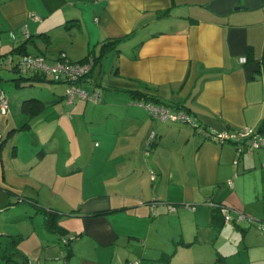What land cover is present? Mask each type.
<instances>
[{"label": "crops", "instance_id": "1", "mask_svg": "<svg viewBox=\"0 0 264 264\" xmlns=\"http://www.w3.org/2000/svg\"><path fill=\"white\" fill-rule=\"evenodd\" d=\"M118 38L79 84L106 93L90 118L101 144L87 148V163L74 160L77 150L54 145L78 135L76 118L88 124L92 104L70 102L65 83L18 82L23 55L12 52L27 43L50 64L62 54L82 62ZM263 55L264 0H0V93L9 101L6 115L0 105V190L24 195L0 255L19 236L23 264H264V149L237 162L234 144L199 130L264 135ZM144 96L187 112L197 128L155 121ZM31 99L45 104L35 117L22 111ZM75 177L79 195L55 189L73 188ZM187 204L192 211H170ZM44 211L56 216L54 230Z\"/></svg>", "mask_w": 264, "mask_h": 264}, {"label": "built area", "instance_id": "2", "mask_svg": "<svg viewBox=\"0 0 264 264\" xmlns=\"http://www.w3.org/2000/svg\"><path fill=\"white\" fill-rule=\"evenodd\" d=\"M35 20L38 19L36 15L32 16ZM16 68L21 74H33L35 76H44L48 78L50 75L54 76V80L57 82H65L69 84V89L67 91V98L70 102H73L76 98L83 99L85 101H90L96 104H100L103 99L102 93L98 92H85L79 86V82L87 79L94 68V63H75L69 60L66 54H62L61 58L54 64H50L43 57L26 55L23 56L18 63ZM140 104L146 107L155 121H160L164 123H174V124H186L197 128V122L192 118L187 112L183 110L173 111L167 106L159 105L155 103H144ZM0 105L1 110L4 115L9 112V101L4 92L0 93ZM201 133L205 134L208 139L225 145L227 143H232L235 145L239 161L240 157L251 152L264 149V135L256 132L252 129H245L240 132L235 133H210L203 129H199ZM157 136L155 133H151L145 142L144 154H150V150L155 143ZM233 187V183H229ZM211 207H218L225 219L227 224L233 221L230 214V209L226 206H217L215 204H210ZM190 209L193 208L189 206ZM177 209L173 206L170 207L171 212H175ZM156 215V213H154ZM240 218H245V215L239 214ZM68 240H64L67 243ZM139 264V262L132 263Z\"/></svg>", "mask_w": 264, "mask_h": 264}, {"label": "rangeland", "instance_id": "3", "mask_svg": "<svg viewBox=\"0 0 264 264\" xmlns=\"http://www.w3.org/2000/svg\"><path fill=\"white\" fill-rule=\"evenodd\" d=\"M50 80H54V76L53 75H50L45 81L41 82V84L43 85V88L44 89H48L50 87H61L62 85L64 84H60V83H54V82H51ZM67 85H69L68 83H65ZM95 85V84H93ZM59 89V88H58ZM81 89L85 92H87L86 89L82 88ZM96 92L98 93H106L104 89H102V87H98ZM92 93V91H91ZM118 95L120 94L119 92H117ZM106 97V96H105ZM87 102H90V101H87ZM90 109L88 110V113H87V122L88 124H86V119L85 120H82L80 118V116H78L76 118V122L77 124L79 125V128L80 130L78 131V135H75V138L73 139H70L69 140V144H68V138L67 139H63V137H58L57 138V144L54 145V147L58 148L60 150V153L61 152H66L67 150H77V153L78 155L74 156L75 154H72L71 157H74V160L77 158V156L81 155L83 156V160L85 161V163H87V151L88 152H91L92 150H87V148H91V146H95L96 142H98L99 144H101V134H102V130L99 129V125L95 124V123H92L90 122V118H91V115L93 113V109L96 108L97 106H102V104H96V103H93V102H90ZM96 104V105H95ZM104 105V104H103ZM52 108H55V107H52ZM56 109H52V111H48L46 114L47 115H50L52 114ZM147 112H149L147 110ZM55 113V112H54ZM80 111H77L76 114H79ZM19 116H22L21 114H19ZM45 115L43 116H38L39 119L42 121L45 117ZM105 130V129H104ZM104 132V131H103ZM92 135V136H91ZM92 140V143H90V141ZM229 145H231L230 143H227ZM152 151V150H150ZM143 153H144V150H143ZM85 155V157H84ZM145 155V154H144ZM150 154L144 156L145 158L149 157ZM112 158H104L102 160L103 163H105L106 161L110 160ZM117 159H114L112 160L110 163L111 164H114L116 163ZM109 163V164H110ZM95 164V163H94ZM78 173H81V172H78ZM76 173V174H78ZM152 178H154V175H152ZM74 183H73V188L72 187H66L64 186L62 183L58 182L59 184L56 186V190L57 191H62L64 189H67L71 192L72 195H79V192H80V188H78V181L81 180V177L79 178L78 181H76V177L75 178H72ZM24 193L25 192H30L29 188L27 186H25L24 188ZM12 193L10 191H7V190H0V235H5L7 234L8 230H6V223L7 221L9 220V218L12 216V215H16V213L18 214L21 213L20 210H17L16 207L19 205L20 203V196H24L22 193H19V192H16L15 190L11 189ZM190 204H187L185 206H173L175 207L177 210L175 212L178 211L179 208L181 209H186V210H193V208L190 209L189 207ZM171 207V206H169ZM17 208H22V207H17ZM24 208V207H23ZM22 208V209H23ZM9 209V210H8ZM5 210V211H4ZM10 226L9 227H19V228H22V226L24 225H16V226H13L11 224H9Z\"/></svg>", "mask_w": 264, "mask_h": 264}, {"label": "trees", "instance_id": "4", "mask_svg": "<svg viewBox=\"0 0 264 264\" xmlns=\"http://www.w3.org/2000/svg\"><path fill=\"white\" fill-rule=\"evenodd\" d=\"M71 26H67V28H69ZM123 41V38H118V39H111V40H107L103 45H102V49L100 51V56L98 58H96L94 55H90L88 56L84 61L82 62H75V63H88V62H93L94 63V67L100 62V60L107 54L109 53L110 51L114 50V49H117L118 45ZM13 55H23V56H26V55H29L27 53V43L20 46L19 48L15 49L13 52H12ZM262 62L264 63V55H263V59H262ZM18 63V62H17ZM16 63V64H17ZM16 64H15V70L18 72L17 68H16ZM94 69V68H93ZM93 72V70H92ZM92 72L90 73L89 76L87 77H90L92 75ZM19 73V72H18ZM19 77L17 78V81H28L29 83H36V82H43L45 81L47 78L44 77V76H35L33 74H21L19 73ZM51 82H54V83H65V82H57L55 80H50ZM84 81V80H83ZM80 84V82H79ZM144 102L146 103H159V100L153 98V97H143ZM163 105V104H162ZM45 109V104L40 101V100H36V99H31V100H27L23 103V106H22V111L24 114H27L29 115L30 117H35L37 115H39L41 112H43ZM263 127H264V124H263ZM157 139V138H156ZM156 141V140H155ZM36 206H38L37 203H34ZM45 214H48L47 217H46V226L47 228L51 229V230H54L55 227H56V216H54L53 214L51 213H48V212H43ZM21 242V238L18 236V237H13L9 242H8V248L7 250L5 251V254L3 255H0V257L4 260V261H7V263L11 264V263H17V264H23L22 262H19L17 260V257L20 255L19 254V251H18V246ZM70 241H67V243H64L65 245H68ZM0 258V259H1Z\"/></svg>", "mask_w": 264, "mask_h": 264}]
</instances>
